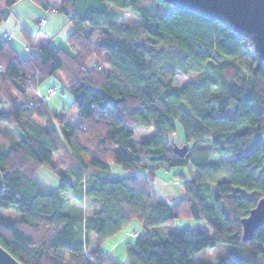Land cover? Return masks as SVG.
I'll use <instances>...</instances> for the list:
<instances>
[{
  "label": "trees",
  "instance_id": "1",
  "mask_svg": "<svg viewBox=\"0 0 264 264\" xmlns=\"http://www.w3.org/2000/svg\"><path fill=\"white\" fill-rule=\"evenodd\" d=\"M18 1L0 0V24ZM32 1L61 10L74 30L71 49L49 43L28 56L0 36V124L11 129L9 136L0 127V212L19 213H0V245L23 264H264V225L245 241L241 223L264 196V62L252 40L163 0ZM124 10L138 20L119 24ZM169 48L183 75L204 69L212 75L176 87L172 69L154 66ZM58 72L77 118L30 93ZM178 120L180 144L165 136L177 131ZM139 124L156 133L137 146ZM205 142L229 157L228 177L210 189L206 170L221 163L196 151ZM185 144L184 156L175 152ZM148 163L192 165L194 176L180 182L186 196L154 201ZM43 164L61 178L55 189L37 176ZM187 216L202 219L212 234L200 225L166 236L151 229ZM133 218L145 231L126 244L123 263L101 246ZM93 232L99 244L89 249ZM221 245L226 252L216 261H196Z\"/></svg>",
  "mask_w": 264,
  "mask_h": 264
},
{
  "label": "rangeland",
  "instance_id": "2",
  "mask_svg": "<svg viewBox=\"0 0 264 264\" xmlns=\"http://www.w3.org/2000/svg\"><path fill=\"white\" fill-rule=\"evenodd\" d=\"M52 1L54 3H58L61 0ZM122 13L123 14L121 16L119 24L124 25L127 23H133L138 20V16L136 13L134 14L129 10H124V12ZM42 15L49 16L47 24L41 25L40 22H37V19L42 17ZM0 25L1 28L7 29L10 32L13 39L12 41L15 44L16 48H18L19 50L21 46L19 45L18 40H22L25 46H31L32 49H35V53H39V45L45 44L46 41H49V39H53L57 47L62 46L63 48L71 49L68 43V36L74 30V26L72 25L69 16L65 15L61 10H57L55 12H51V9L45 10L32 0H19L18 2H16L13 6V11L11 13H8L5 21ZM23 29H28L33 34L35 38L33 42L26 39L25 31H23ZM40 30L42 34L37 36V32ZM166 51L167 52L160 53V59L154 63V66L158 71L161 69L170 71V69H172L175 72L176 76V87L181 88L191 82L198 83L203 79L204 76L212 75V73L208 69H204L202 70V72L191 71V73L183 75L178 70V60L175 57L177 56L175 54V51L171 50L170 48ZM24 55H28L27 52L24 53ZM51 85L55 86L57 93L52 94L50 99L48 100L50 107L58 111L65 110V112L69 113L73 118H77L79 113L73 103L72 94L68 90L67 85L65 81H63L62 75L59 72L42 81L39 87L40 91H46L47 87ZM30 93L32 95H38L39 97H42V95L39 94L38 91H30ZM0 127L7 135H11L10 128L2 124H0ZM133 129L136 132L134 143H136L137 146H140L142 140L151 138V136L156 133L153 126L144 127L139 124L135 125ZM165 136L169 139L174 137L177 141H179V144L181 142H184L183 130L179 120L177 121V131L172 134H166ZM196 151L198 153H208L211 155V161L215 163H221V166L217 171H214L213 168H207L206 170V183L209 189L215 184L216 178L218 179L222 177H228L229 171L226 168L225 161L227 162L229 157L221 156L216 153L210 142H205L204 144L198 145V149ZM60 156V153L55 154L54 157L56 162L61 159ZM148 164L150 168L155 169V187L152 191L154 201H166L168 203H173L186 196L182 191L180 182L194 176L195 170L192 165L169 167L166 164ZM37 176L45 185L52 189L58 187L61 181L59 174L48 167L46 164H43V166L39 167ZM90 206H92V202L90 199H88L87 203L82 208L85 214L89 211L88 209ZM72 210L73 209H71V211ZM0 213L12 218L19 216V213H17L15 209L2 210ZM198 225L203 227L208 234H212V229L204 225L202 219H195L190 216L176 218L175 222L172 224L151 229H156L160 231L164 236H166L171 230L176 229V227L187 228L195 227ZM144 231L145 229L140 219L133 218L131 222L126 223L122 227L120 232L106 239L101 247L104 251L111 254V256H114L116 260L124 263L127 256L126 246H123V248L120 249V246H117L116 244L126 236H137L138 234L142 235ZM97 240V234L94 232L91 233L89 236V249L96 248L98 246L99 243L97 242ZM224 252H226V248L221 245L199 253V255L195 257V259L199 262L216 261V258Z\"/></svg>",
  "mask_w": 264,
  "mask_h": 264
},
{
  "label": "water",
  "instance_id": "3",
  "mask_svg": "<svg viewBox=\"0 0 264 264\" xmlns=\"http://www.w3.org/2000/svg\"><path fill=\"white\" fill-rule=\"evenodd\" d=\"M176 8L193 11L209 20H218L242 37L249 38L254 44V51L264 62V0H163ZM175 152L184 156L188 151L176 145ZM4 188L3 172L0 170V193ZM243 238L251 241L254 233L264 225V196L252 208L249 215L242 218ZM0 264H23L0 245Z\"/></svg>",
  "mask_w": 264,
  "mask_h": 264
},
{
  "label": "crops",
  "instance_id": "4",
  "mask_svg": "<svg viewBox=\"0 0 264 264\" xmlns=\"http://www.w3.org/2000/svg\"><path fill=\"white\" fill-rule=\"evenodd\" d=\"M39 19H40V18L37 19V22H39ZM46 24H47V23H46ZM0 26H1V25H0ZM40 31H41V30H40ZM5 33H9V34H10V32H9L7 29H3V28L0 27V36L4 35ZM37 33H38V32H37ZM41 34H42V32H41L39 35H41ZM10 35H11V34H10ZM39 35H38V36H39ZM17 40H18V39H17ZM18 42H19V45L21 46V47H20V50H19L18 48H16L15 44H14L13 41H12V43H13L15 49H16V50H19V52H20L21 54L24 55V53H26V52H27L28 55H29L30 53H33V54H39V53H35V49H32L31 46H25V45L23 44L22 40H18ZM49 43H53V44L57 47V45L54 43L53 39H49V41H46L45 44H49ZM42 45H44V44H42ZM37 46H38V44H37ZM40 46H41V45H39V47H40ZM60 47H62V46H60ZM60 47H58V48H60ZM27 48H28V49H27ZM26 49H27V50H26ZM25 50H26V52H25ZM39 50H40V49H39ZM39 50H38V52H39ZM28 55H24V56H28ZM51 87H55V86H54V85L48 86L47 89H46V91H43V92H41V91H40V88H39V89H38V93L42 95V98H44V97L47 96V93H48L47 91H48V89L51 88ZM49 99H50V98H47L46 101L49 100ZM116 170L119 171L118 168H117ZM130 235H131V234H130ZM139 236H140L139 234H138L137 236H135V235H133V236H126V237L123 238L120 242H118L116 245H117V246H120L119 248L122 249L123 246H126V244H127L128 242H134L135 239H136L137 237H139ZM133 237H134V239H133ZM110 255H111V254H110ZM112 257H114V256H112ZM114 258H115V257H114Z\"/></svg>",
  "mask_w": 264,
  "mask_h": 264
},
{
  "label": "built area",
  "instance_id": "5",
  "mask_svg": "<svg viewBox=\"0 0 264 264\" xmlns=\"http://www.w3.org/2000/svg\"><path fill=\"white\" fill-rule=\"evenodd\" d=\"M55 11H56V9H51V12H55ZM48 20H49V16L42 15V17H40V19H39V22H40L41 25H44V24L48 23ZM40 33H41V31H38L37 36H38ZM3 37H4V38H7V39H9V40H12V36H11L9 33H5V34L3 35ZM99 68H100V67H99ZM47 92H48V95H47L46 97H44L45 100H46L47 98H50L52 94L57 93V90H56L55 87H51V88L48 89Z\"/></svg>",
  "mask_w": 264,
  "mask_h": 264
}]
</instances>
